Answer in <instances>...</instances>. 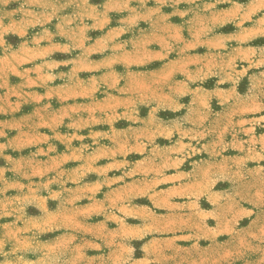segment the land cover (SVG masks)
Here are the masks:
<instances>
[{"label": "clouds", "instance_id": "9594fccd", "mask_svg": "<svg viewBox=\"0 0 264 264\" xmlns=\"http://www.w3.org/2000/svg\"><path fill=\"white\" fill-rule=\"evenodd\" d=\"M11 3L19 6L9 10ZM173 17L181 22L173 24ZM225 25L235 31H218ZM94 30L104 34L93 40ZM9 33L22 42L10 46ZM258 38H264V0H105L98 8L90 0H0V116L11 117L0 120V160L13 177L0 175V218H15L0 232V264H91L88 251L99 253L91 257L95 264H141L133 240L147 241L142 264H264V46L252 43ZM154 61L161 66L149 70ZM62 65L70 67L62 71ZM10 75L20 78L15 87L7 85ZM213 77L216 87H204ZM245 77L249 86L241 94ZM33 102L35 110L17 118ZM166 110L183 114L163 119ZM121 120L128 126L117 128ZM7 150L19 158L5 156ZM69 162L79 166L65 167ZM96 172L94 182H85ZM222 181L230 187L214 191ZM165 182L173 186L160 190ZM9 188L18 194L6 196ZM142 197L152 206L135 203ZM202 198L210 210L201 207ZM29 206L40 215L29 217ZM246 217L250 222L240 227ZM60 231L42 243V235ZM166 234L171 239L161 238ZM178 241L192 243L182 248Z\"/></svg>", "mask_w": 264, "mask_h": 264}, {"label": "rangeland", "instance_id": "374dc122", "mask_svg": "<svg viewBox=\"0 0 264 264\" xmlns=\"http://www.w3.org/2000/svg\"><path fill=\"white\" fill-rule=\"evenodd\" d=\"M91 2V6L92 7H101L104 3H105V0H90ZM19 5L17 3H11L8 5V8L9 10H12L16 7H18ZM149 8H151L153 6V3H149L147 5ZM230 5L228 4H222V5H218L219 8L223 9L225 7H229ZM184 7H187V5L185 4H181L180 5V8L181 10L184 8ZM163 11H171L170 8H166L164 9ZM113 15V21H112V25L111 27L112 28H116L118 27L117 25V21L119 19L118 15L117 14H112ZM181 20L179 17H173L172 18V23L173 24H176V23H180ZM8 21L5 20V24H7ZM55 21H53L50 25H49V28L50 30L52 31H55ZM140 27H147V25L144 23V22H141V25ZM31 31H39V27H37L36 29L34 30H31ZM218 31H221V32H224V33H230L232 31H235V27L233 25H225L223 28L219 29ZM88 35L90 37L93 38V40L96 37L97 35V31L94 30V31H90L88 33ZM185 35H187V33L185 32ZM130 34H125L122 39H127L129 38ZM22 41L20 40L19 36L15 35L14 33H9L8 36H7V43L10 45V46H13V47H16L18 46ZM57 42H63L62 38H59L57 37ZM210 43H214V42H210ZM253 43V46H264V38H258L257 41H254L252 42ZM153 47H156L158 48V46L156 45H153ZM198 53L200 54H203L206 49L205 48H198L196 50ZM53 58L54 59H71L72 57L68 54H64V53H54L53 54ZM93 59H100L102 58L99 54H94ZM170 58H175V54L173 53L171 55ZM32 66V63L31 62H27L25 64V67H31ZM161 66V62L159 61H154L152 62L151 65L148 66V69L149 70H157L159 67ZM68 67L70 66H61V69L62 71H67L68 70ZM117 70H122V66H117ZM143 70V69H141ZM251 74V73H249ZM91 75L90 73H81V78H86L87 76ZM178 78H181V77H178ZM4 81L2 79H0V84H3ZM20 83V78L18 76H14V75H10L8 77V80H7V85L8 86H12V87H15L16 85H18ZM54 83H61V81H56ZM249 86V83L247 81V77L244 78V80L241 81V85L238 87V91L241 92V94H244L246 91H247V87ZM204 87L208 88V89H212L214 87H216V78H210L208 81L205 82L204 84ZM221 89H220V95L223 96V92H224V88L223 87H230L229 84H225V85H221ZM7 88L4 89V91H6ZM33 90L36 91L37 93H39L40 90L39 89V86H33ZM11 99L15 100V97H11ZM100 99H103V97H100ZM190 97H185L182 102L183 103H188L190 101ZM37 103L38 102H33L31 104H27V105H24L22 106L21 110L19 113H17V118H20V116H23V115H27L29 113H31L32 111L35 110L36 106H37ZM53 106L54 107H58L59 105L55 102V100L53 101ZM212 107L215 111H220L221 110V106L217 103V101L215 100V98L213 99L212 101ZM147 109L146 108H141V112L140 114L142 116H145L147 115ZM183 114V110H181L180 113H173L171 112L170 110H166V111H162L159 113V115L161 116V118L163 119H172V118H175V116L177 115H181ZM11 119L10 116H7V115H2L0 116V120H9ZM117 128H123V127H127L128 126V122L127 121H124V120H121V121H118L115 125ZM62 131H65L66 129H61ZM97 130H107V126H97ZM42 131H47L46 129H42ZM86 131H84V134H86ZM260 130L258 129V132ZM16 135V133L13 131L9 134V138H12ZM2 142V141H0ZM85 142L87 143H90V140H86ZM107 142V141H105ZM73 143H77L75 141H73ZM157 143H160L161 145L163 144H166L168 143V141L164 140L163 138H159L157 140ZM57 148H58V151H63L64 150V146L62 144H60L59 142H57ZM34 150V149H32ZM28 151L27 149L24 150L23 154L24 155H27L28 154ZM235 151H239L238 149L235 150ZM233 151V150H228L225 154L226 155H236L237 153ZM14 155V156H13ZM5 156H13V158H19L20 156V153H14L12 150H7L5 152ZM205 158H206V154H204ZM130 160H136L137 159V162H138V159L142 158L139 154H130L129 157H128ZM199 157H195L194 159H198ZM108 161H101L100 163H107ZM4 163V161L0 160V169H5V165H2ZM78 163L77 162H69L67 165H65V167H68V168H75V167H78ZM102 166V165H101ZM249 166H253L252 164H250ZM184 170H190V163L189 162H186V164L184 165ZM113 174H119L118 172L117 173H109V175H113ZM0 175H4L5 177H7L9 180L13 179L12 177V174L11 172L7 171L5 169V171L3 172H0ZM100 175L99 172H96V173H89V175L85 178V182H94L97 177ZM39 178H34V180L38 181ZM74 181L73 182H69V184L67 185V187H73L74 186ZM166 185H161L160 187H162V189L160 190H163L164 187H171L173 186V182H165ZM230 187V185L228 184V182H218L216 187H215V190L216 192H219V191H223V190H227L228 188ZM90 191V189H89ZM107 191L106 188L102 189L101 190V193L98 194L97 198L98 199H102L103 198V192ZM18 194V190L16 188H9L6 192H5V195L8 196V197H14ZM178 202H182V201H178ZM81 203L83 205H87L88 204V201H87V198H85L83 201H81ZM135 203L137 204H140V205H147L149 207H151V202L146 198V197H142V198H137V200L135 201ZM200 204H201V207L204 208L205 210H210V208L212 207L211 204L207 201L206 198H202L201 201H200ZM48 206L50 209H54L56 207V201H49L48 202ZM250 205H245V208H249ZM159 211V210H158ZM27 215L29 217H38L40 215V210L39 208L35 207V206H29V208L27 209ZM14 217H11V216H6V217H2L0 218V232H3L5 229H4V225H11L14 221ZM103 217H93L92 219V222L93 223H101ZM101 220V221H99ZM129 223H139V220H136V219H133V218H129L128 220ZM250 222V218H244L243 220H241L240 222V227H246L247 224ZM208 224L210 226H215V221L212 220L211 218L208 220ZM109 227H115V222L113 223H110L109 224ZM58 235V236H62L64 235V233L62 231L58 232V233H46L44 235L41 236V239L43 240L42 243H48L49 240L48 239H54L55 236ZM185 235L187 236L188 234L185 233ZM162 239H171V236L170 234H166L165 236L161 237ZM228 237L226 235H222L220 237H218V240L223 242L224 240H226ZM147 239V238H146ZM189 239H191L189 237ZM143 243H147V241H136V240H133L131 242V248L133 250L132 254L133 256L135 257V259L139 262H142L145 260V255L143 254ZM191 243L192 241H178L177 243V246L178 247H190L191 246ZM207 243L208 241H205V240H201L200 241V244L202 247L204 246H207ZM83 251V250H82ZM96 254H99V253H96V252H93V251H88V252H83V255L85 257H88L89 260L91 261V264H95V261L94 260H91V257L93 255H96ZM252 259H255L256 257H251ZM237 264H243L242 261H237Z\"/></svg>", "mask_w": 264, "mask_h": 264}, {"label": "crops", "instance_id": "0c3cea01", "mask_svg": "<svg viewBox=\"0 0 264 264\" xmlns=\"http://www.w3.org/2000/svg\"><path fill=\"white\" fill-rule=\"evenodd\" d=\"M96 31H97V35H96L97 38H99L101 35L104 34L103 32H101V31H99V30H96Z\"/></svg>", "mask_w": 264, "mask_h": 264}]
</instances>
